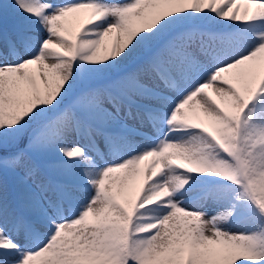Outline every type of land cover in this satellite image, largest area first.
Here are the masks:
<instances>
[{"label": "snow or ice", "instance_id": "obj_1", "mask_svg": "<svg viewBox=\"0 0 264 264\" xmlns=\"http://www.w3.org/2000/svg\"><path fill=\"white\" fill-rule=\"evenodd\" d=\"M0 264H264V0H0Z\"/></svg>", "mask_w": 264, "mask_h": 264}, {"label": "bare ground", "instance_id": "obj_2", "mask_svg": "<svg viewBox=\"0 0 264 264\" xmlns=\"http://www.w3.org/2000/svg\"><path fill=\"white\" fill-rule=\"evenodd\" d=\"M147 163V162H146Z\"/></svg>", "mask_w": 264, "mask_h": 264}]
</instances>
